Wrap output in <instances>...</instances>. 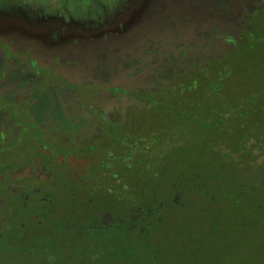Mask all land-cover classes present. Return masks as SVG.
<instances>
[{
  "label": "flooded vegetation",
  "instance_id": "flooded-vegetation-1",
  "mask_svg": "<svg viewBox=\"0 0 264 264\" xmlns=\"http://www.w3.org/2000/svg\"><path fill=\"white\" fill-rule=\"evenodd\" d=\"M261 107L264 0H0V236L146 235L233 169L254 183Z\"/></svg>",
  "mask_w": 264,
  "mask_h": 264
},
{
  "label": "trees",
  "instance_id": "trees-1",
  "mask_svg": "<svg viewBox=\"0 0 264 264\" xmlns=\"http://www.w3.org/2000/svg\"><path fill=\"white\" fill-rule=\"evenodd\" d=\"M260 111L264 113V107ZM258 132L264 135V114ZM240 173V170L229 171L225 186L196 189L194 201L189 204H173L174 211L171 209L146 235H129L123 230L96 233L88 226L90 222L75 218L10 220L0 236V257L7 258L5 264H142L144 259L151 264H160V260L168 262L174 251L187 254L202 245L201 237L192 235L193 232L204 228L215 238L223 236L228 226L253 228V221L264 219V169L254 183L243 186ZM170 228L182 236H173L168 245L161 244L169 237ZM66 232L72 234V238L63 241L69 245L67 249L56 242V233ZM17 256H21V261Z\"/></svg>",
  "mask_w": 264,
  "mask_h": 264
},
{
  "label": "rangeland",
  "instance_id": "rangeland-1",
  "mask_svg": "<svg viewBox=\"0 0 264 264\" xmlns=\"http://www.w3.org/2000/svg\"><path fill=\"white\" fill-rule=\"evenodd\" d=\"M218 221L221 222L220 219ZM252 226L254 227L228 226V231L225 230L223 236L215 237L216 239L210 237L208 230L204 228L193 232L192 235L200 236L203 240L196 251L186 254L176 250L169 257L168 262L160 260V264H264V219L253 221ZM177 231L180 233L179 229ZM56 234V242L60 247L67 249L69 245L64 244L63 241L72 238V234L69 232ZM168 235L169 237L163 239L161 244L168 245L172 243L173 236H182L171 228ZM200 256L203 258H198ZM141 258L144 259V256L141 255ZM17 260L21 261V256H17ZM6 261V257H0V264H5ZM142 261V264H151L146 263L145 259Z\"/></svg>",
  "mask_w": 264,
  "mask_h": 264
}]
</instances>
